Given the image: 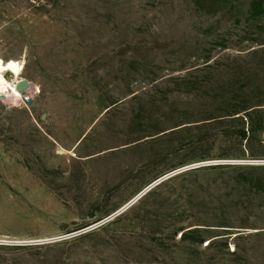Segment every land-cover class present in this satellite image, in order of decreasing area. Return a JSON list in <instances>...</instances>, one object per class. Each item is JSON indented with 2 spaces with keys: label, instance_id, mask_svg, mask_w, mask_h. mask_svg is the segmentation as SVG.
<instances>
[{
  "label": "rangeland",
  "instance_id": "rangeland-1",
  "mask_svg": "<svg viewBox=\"0 0 264 264\" xmlns=\"http://www.w3.org/2000/svg\"><path fill=\"white\" fill-rule=\"evenodd\" d=\"M252 1L0 0V77L37 87L0 90V264H264V196L237 184L264 173V103L224 102L264 100Z\"/></svg>",
  "mask_w": 264,
  "mask_h": 264
},
{
  "label": "trees",
  "instance_id": "trees-1",
  "mask_svg": "<svg viewBox=\"0 0 264 264\" xmlns=\"http://www.w3.org/2000/svg\"><path fill=\"white\" fill-rule=\"evenodd\" d=\"M237 3H241V0H195V4L197 8L201 12H206L209 14H216L222 11L224 8H227L230 10L231 13L236 14L237 10ZM248 20L257 22L260 19L264 18V0H253L250 4V8L248 10ZM247 41H250V39H247ZM256 41V40H253ZM253 54H257V52H254ZM186 89L188 90H195L196 84L195 82H192L190 84H185ZM224 102L228 105V116H238L237 119H243L244 117L242 114L244 113L245 118L247 120L252 119V113L255 111L256 107L263 106L264 100L262 98H258L256 100H247L245 95L238 94L236 96H233L232 98L225 99ZM116 105L113 104L112 106ZM252 130L246 128L237 130L234 134L240 141H248L251 136ZM237 184L241 186L246 192H249L250 194L254 196H264V173H259L256 170L250 171L246 174H241L237 178ZM221 222H211L213 225H205L207 227H212L215 225H218L216 227H228L225 225H228V222L225 220H219ZM203 229L200 228H194V229H181L179 233L180 241L182 242H188L192 245H200L202 246L204 244V238H203ZM164 243L159 242V246L164 247ZM213 243L208 244L207 247H212ZM225 249H229V244H225ZM236 254V252H233Z\"/></svg>",
  "mask_w": 264,
  "mask_h": 264
},
{
  "label": "bare ground",
  "instance_id": "bare-ground-1",
  "mask_svg": "<svg viewBox=\"0 0 264 264\" xmlns=\"http://www.w3.org/2000/svg\"><path fill=\"white\" fill-rule=\"evenodd\" d=\"M14 75H16L18 78L13 79L12 81H7L5 76L0 77V90L2 91V95L6 98H8V100H10L12 103L17 104L19 102H21L24 98H27V96L31 95V94H36V89L37 87H35L34 85L30 84L29 89L25 92V93H21L19 91H17L16 86L17 84H19L20 82H22L23 80H19V79H23L21 78L22 73L20 72H14Z\"/></svg>",
  "mask_w": 264,
  "mask_h": 264
},
{
  "label": "water",
  "instance_id": "water-1",
  "mask_svg": "<svg viewBox=\"0 0 264 264\" xmlns=\"http://www.w3.org/2000/svg\"><path fill=\"white\" fill-rule=\"evenodd\" d=\"M30 87V82L28 80H23L22 82H20L19 84H17L16 86V89L17 91L21 92V93H25ZM25 104H27L28 106H31L32 105V101L29 99V100H26V98H24L22 100ZM60 154H63V152H59Z\"/></svg>",
  "mask_w": 264,
  "mask_h": 264
},
{
  "label": "built area",
  "instance_id": "built-area-1",
  "mask_svg": "<svg viewBox=\"0 0 264 264\" xmlns=\"http://www.w3.org/2000/svg\"><path fill=\"white\" fill-rule=\"evenodd\" d=\"M29 99H30L29 97L26 98V100H29ZM22 102H23V101H22Z\"/></svg>",
  "mask_w": 264,
  "mask_h": 264
}]
</instances>
